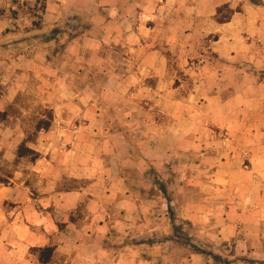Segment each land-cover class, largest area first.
<instances>
[{
    "label": "crops",
    "instance_id": "obj_1",
    "mask_svg": "<svg viewBox=\"0 0 264 264\" xmlns=\"http://www.w3.org/2000/svg\"><path fill=\"white\" fill-rule=\"evenodd\" d=\"M173 1L176 12H187L181 0H46L35 33L75 24L73 47L85 55L65 74L48 62L46 83L53 85L43 93L56 99L57 119L42 138L36 198L30 199L25 182L0 189V264H40L31 249L45 247L55 248L51 264H177L179 255L205 264L204 255L178 242L185 232L197 241L210 235V225L203 231L206 214L213 215L209 220L220 241L245 236L248 242L252 231L264 234V151L238 115L249 108L244 93L238 98L234 90L244 76L232 54L249 46L247 33L264 37L263 21L253 24L250 17L244 24L245 12L220 25L213 19L216 10L208 15L198 8L193 30L179 13L182 27L174 31ZM7 17L0 16V46L18 40L27 45L13 40ZM206 21L214 30H206ZM204 33L215 36L217 56L202 60L197 79L203 82L193 92L167 89L173 63L166 50L187 48L182 34ZM142 111L164 114L170 123H141L136 114ZM186 111L196 118L212 113L219 137H229L214 139L213 150H206L209 128L177 117ZM210 154L212 168L206 167ZM258 196L262 204L250 219L247 204Z\"/></svg>",
    "mask_w": 264,
    "mask_h": 264
},
{
    "label": "rangeland",
    "instance_id": "obj_2",
    "mask_svg": "<svg viewBox=\"0 0 264 264\" xmlns=\"http://www.w3.org/2000/svg\"><path fill=\"white\" fill-rule=\"evenodd\" d=\"M3 2L0 1V16L4 17L9 14L7 19L11 20L10 24L13 26L10 29L13 31V40L22 38L28 44L25 45L18 40L14 41L11 46L8 44L0 46V189H14L17 188L16 185L20 186L25 182L26 193L30 199H35L38 180L34 170L45 148L42 138L53 131L54 122L57 119L56 111L52 109L56 105V99L49 98L43 93L53 85V83H46L51 72L50 68L48 69V62L50 61L52 64L56 62L57 65L54 64V67L51 68L55 71L58 70L60 74L61 71L65 74L74 64V60L84 56L85 53L80 52L82 54L78 55V50L73 47L72 42L77 36L75 24L74 27L66 29L61 27L46 34L35 33L42 27L43 16L47 9L46 0H8L6 3ZM180 3L182 6L186 5L185 10L188 13H179L183 15L182 24L187 26L189 31L197 26L194 18L198 8L206 10L208 15L216 10L213 19L220 25L229 23L235 13L244 14L245 12L247 15L246 18H243L244 24L248 25V20L252 17L253 24H259L261 20L264 25V0H181L178 4ZM175 4L176 1H173L170 24L173 30L180 32L182 24L179 13L175 11L177 10ZM193 8H195L194 11ZM229 18L230 21L227 22ZM223 21L226 23H221ZM214 25L211 21L205 22V28L208 31L214 30ZM2 35L4 34L2 33ZM206 35L204 33L201 36L196 34L193 37H188L182 34L179 39L183 42L188 41L189 46L174 48L172 51L166 50L168 60H172L173 63V79L167 83V89L180 86H184L182 90L187 92L198 89L203 82L197 79V74L203 73L201 70L202 60L207 58L212 62L213 57L217 56V53L213 52L216 51L213 47L215 36L208 37ZM246 35H250L246 36L250 38L247 39L250 41L249 46L238 48L236 51L231 50L237 58L235 69L244 76V81L234 82V86H236L234 90L235 93H238V98L244 93L245 102L249 108L245 114H238L239 118L246 120L245 131L250 134L248 137L251 141L257 144V149L264 151V37L260 39V36L254 38V34L247 33ZM52 39L56 40L52 48L39 49L40 44L47 45ZM33 60L35 65H29L27 61ZM244 83H246L244 87L240 86ZM155 85L158 86V82H155ZM209 86L210 90L212 81ZM101 99L103 103L106 102V98ZM98 102H100L99 99ZM136 115L141 123L147 121L148 118L152 122L170 123V118L165 119L166 116L161 113L142 111L141 114ZM198 115L196 118V113L192 114L186 111L184 115L178 114L177 117H182L186 122L193 123L196 122V119L197 122H203L210 130L209 135L207 133L204 135V139L209 142L208 147L205 148L213 150L211 146H213L214 139L225 140L229 136L219 137L213 125L212 113ZM38 127H42V129L39 131ZM21 145L33 150L35 154L27 153V156L19 158L18 153ZM207 158L209 159L206 162V167L212 168L215 164L213 156L210 154ZM17 177L19 181L16 180ZM211 195V192L206 194V196ZM255 198L253 197L252 202L247 204L248 212L251 214L250 219L258 213L259 206L262 204L259 196ZM206 211L210 213L211 209L206 208ZM212 216L205 215L206 223L203 230L204 232L209 231L207 226L210 225V235L204 234L201 241H197L193 240L190 233L185 232L179 237L181 240L178 243L182 247L191 246L190 249L196 247L202 252L218 255L225 262L224 264H264V234L262 232L260 234L252 231V234H248L252 237L247 240L248 242H245V236H243L244 241L237 240V237V239L220 241L214 233L216 229H212L214 227L210 221ZM178 220L176 218V221ZM262 229L264 231V227ZM179 230H184V227H180ZM204 258L205 264L213 261L210 256L204 255ZM174 259L177 264L189 262L185 255H179ZM213 263L216 262L213 261Z\"/></svg>",
    "mask_w": 264,
    "mask_h": 264
},
{
    "label": "trees",
    "instance_id": "obj_3",
    "mask_svg": "<svg viewBox=\"0 0 264 264\" xmlns=\"http://www.w3.org/2000/svg\"><path fill=\"white\" fill-rule=\"evenodd\" d=\"M228 20L230 21V18L227 19V22H228ZM221 23H226V22L223 21ZM41 129H42V127H38L39 131ZM27 153L35 154V152L33 150L26 148L24 145H21L19 148L18 157L23 158V157L27 156ZM193 249L202 255L210 256L213 259V261L216 262V263H213V261H211V262H208L206 264H224L225 263L222 260V258L218 255L208 254L206 252H202L201 250H198V248H196V247H193ZM31 254L38 258V261L40 264H51L54 260L55 248L54 247L32 248ZM250 263H252V262H250Z\"/></svg>",
    "mask_w": 264,
    "mask_h": 264
}]
</instances>
